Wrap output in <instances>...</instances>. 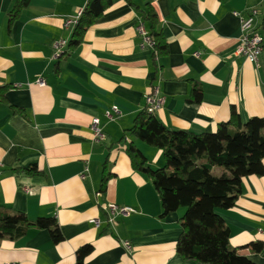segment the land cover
Returning a JSON list of instances; mask_svg holds the SVG:
<instances>
[{"label": "crops", "instance_id": "crops-1", "mask_svg": "<svg viewBox=\"0 0 264 264\" xmlns=\"http://www.w3.org/2000/svg\"><path fill=\"white\" fill-rule=\"evenodd\" d=\"M88 1L31 0L9 28L15 0H0V207L31 222L54 219L64 238L54 244L48 230L32 227L16 240L0 239V264H78L85 247L91 252L84 264H197L177 253L184 211L164 217L159 192L127 155L133 144L158 170L165 166L163 152L126 131L154 87L165 98L155 116L171 130L215 133L233 108L243 123L264 119V52L259 66L237 54L242 31L235 15L258 10L264 39V0H150L168 43V54L155 61L137 31L147 3L114 0L82 44L56 60L54 44L69 43L75 26L66 23ZM196 84L200 103L190 101ZM94 119L102 142L94 139ZM35 166L33 175L16 173ZM105 169L110 180L102 191ZM224 172L213 169L216 176ZM110 204L135 213L108 225ZM218 214L230 228V247L264 264V253L251 247L264 243V176L245 178L236 205Z\"/></svg>", "mask_w": 264, "mask_h": 264}, {"label": "trees", "instance_id": "trees-1", "mask_svg": "<svg viewBox=\"0 0 264 264\" xmlns=\"http://www.w3.org/2000/svg\"><path fill=\"white\" fill-rule=\"evenodd\" d=\"M129 1V0H128ZM143 12V22L148 24L154 42V61L168 54V43L160 28V19L150 0ZM230 0H220L226 3ZM31 0H15L8 13L9 28L21 17ZM114 0H89L79 23L62 57L75 51L83 42L87 31L112 7ZM264 32V14L262 26ZM203 91L193 86L192 99L202 102ZM229 122L221 124L215 133L195 135L189 131L167 128L155 114L144 109L126 134L163 152L165 166L153 170L147 165L143 153L133 144L127 155L135 171L146 174L159 192L163 216L184 211L180 219L182 234L177 243V253L184 260L197 264H256L246 255L230 247V228L218 214L219 210L232 209L241 195L242 184L250 176H264V119L254 117L243 123L241 115L233 108ZM214 168L225 172L213 173ZM37 167L16 169L26 176L37 173ZM110 175L105 169L101 187L105 190ZM48 230L54 244L64 238L54 219L41 218L31 222L24 213H10L0 207V239L16 240L25 236L30 228ZM252 251L264 253V243L251 245ZM91 248L78 252V264H84Z\"/></svg>", "mask_w": 264, "mask_h": 264}, {"label": "built area", "instance_id": "built-area-1", "mask_svg": "<svg viewBox=\"0 0 264 264\" xmlns=\"http://www.w3.org/2000/svg\"><path fill=\"white\" fill-rule=\"evenodd\" d=\"M83 15V11L79 13L76 19L70 20L66 23V27H69L71 24L76 26L81 17ZM235 15L241 20V31L242 36L240 38V47L237 50V54L245 57L247 61L250 63L259 66L260 58L264 52V39L257 31V20L259 17V11L253 9L248 15L244 16L242 13L235 12ZM138 34L142 37L143 44L142 46H149L151 48L154 47V42L151 39L147 28L144 23L141 22L137 27ZM68 41L62 40L57 41L54 44V58L56 60L61 59L67 51ZM38 83L40 85H44L43 80H39ZM146 107L145 109L150 114H155L159 110L164 107L165 98L162 97L160 90L157 87H154L145 97ZM100 120L94 119L92 122V132L96 142H102L105 140V134L100 127ZM89 169L86 168L85 172L81 175L82 180H86L88 178ZM1 175V172H0ZM28 193L33 194V191L28 189ZM107 214V223L108 225H112L116 222V220L120 217H129L135 213L132 208L129 207H120L116 204H110L108 207L104 208ZM96 227H100L101 222L99 219L93 221ZM262 233V232H261ZM124 248L130 253L132 251V246L129 242L123 243Z\"/></svg>", "mask_w": 264, "mask_h": 264}, {"label": "bare ground", "instance_id": "bare-ground-1", "mask_svg": "<svg viewBox=\"0 0 264 264\" xmlns=\"http://www.w3.org/2000/svg\"><path fill=\"white\" fill-rule=\"evenodd\" d=\"M102 128V127H101Z\"/></svg>", "mask_w": 264, "mask_h": 264}]
</instances>
